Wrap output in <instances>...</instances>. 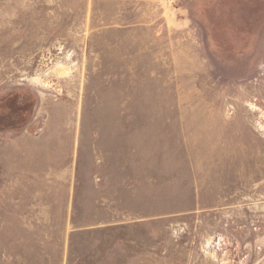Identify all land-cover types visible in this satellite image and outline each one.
Segmentation results:
<instances>
[{"label":"rangeland","instance_id":"1","mask_svg":"<svg viewBox=\"0 0 264 264\" xmlns=\"http://www.w3.org/2000/svg\"><path fill=\"white\" fill-rule=\"evenodd\" d=\"M0 264H264V0H0Z\"/></svg>","mask_w":264,"mask_h":264}]
</instances>
